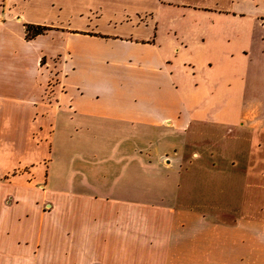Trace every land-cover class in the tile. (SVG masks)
<instances>
[{
    "label": "crops",
    "instance_id": "crops-1",
    "mask_svg": "<svg viewBox=\"0 0 264 264\" xmlns=\"http://www.w3.org/2000/svg\"><path fill=\"white\" fill-rule=\"evenodd\" d=\"M168 11L264 28V0H0V264H264V97L233 119L189 113L159 39ZM30 25L51 31L28 39ZM257 37L239 35L230 56L245 76L264 74ZM97 120L203 139L216 203L200 212L56 190V155L75 149L62 136L72 143Z\"/></svg>",
    "mask_w": 264,
    "mask_h": 264
},
{
    "label": "rangeland",
    "instance_id": "rangeland-1",
    "mask_svg": "<svg viewBox=\"0 0 264 264\" xmlns=\"http://www.w3.org/2000/svg\"><path fill=\"white\" fill-rule=\"evenodd\" d=\"M29 14L38 18L40 13ZM47 17L55 22L52 14ZM249 32L258 35L259 41L264 39L261 26L212 24L179 11L162 14L159 39L172 62L167 70L173 71L181 98L187 100V109L193 116L204 114L214 119L226 114L233 119L244 109L243 103L264 97V74L245 76V66H236L230 58L238 52V36ZM172 42L179 52H172ZM56 78L57 75L52 84ZM139 93L130 84L129 97L141 98ZM98 121L75 134L72 143L70 134L62 136L63 143L75 149L56 155L60 160L55 159L51 172L61 182L56 190L200 212L208 209L209 200L216 203L217 197L210 198L203 185L207 173L203 139H193L190 133L177 132L166 124L139 126ZM193 126L190 132L202 135V128ZM88 128L91 134L86 132Z\"/></svg>",
    "mask_w": 264,
    "mask_h": 264
},
{
    "label": "trees",
    "instance_id": "trees-1",
    "mask_svg": "<svg viewBox=\"0 0 264 264\" xmlns=\"http://www.w3.org/2000/svg\"><path fill=\"white\" fill-rule=\"evenodd\" d=\"M51 31V28L42 27V26H27L28 39H34L40 35L47 34Z\"/></svg>",
    "mask_w": 264,
    "mask_h": 264
}]
</instances>
